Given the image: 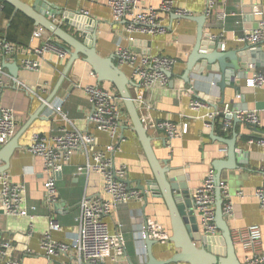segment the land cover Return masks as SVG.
Instances as JSON below:
<instances>
[{
    "label": "crops",
    "instance_id": "crops-1",
    "mask_svg": "<svg viewBox=\"0 0 264 264\" xmlns=\"http://www.w3.org/2000/svg\"><path fill=\"white\" fill-rule=\"evenodd\" d=\"M22 1L29 6L34 4V0ZM45 1L62 13L71 16L69 20L64 16H56L58 21L55 23L79 41L85 40L90 44L91 41L88 42L83 34L90 33L92 35L95 33V49L102 58L114 55L116 49L121 47L139 55H163L175 59L176 64L172 69V85L168 83L167 87L156 86L146 91L145 99L150 107L146 116L155 121H170L176 125L187 123L188 132L180 138L167 140L166 144L163 143V139H165L163 133L151 132L148 135L152 138L153 152L161 166L172 170L170 176H184L190 194L199 188L208 172L213 170V163L226 159L227 147L210 138L211 130L205 129L203 121L200 119L202 115L211 110L218 112L220 119L224 117V108L219 106L221 90L218 83L221 75L218 72L209 73L204 67L199 66L197 71L190 75L189 83H185L181 77L187 57L195 43L196 23L172 20L170 15H161L160 18L167 28L165 35L148 37L134 34L133 42H129L124 25L113 21L106 0ZM160 1L141 0V4L143 7L156 8ZM171 1L177 8L185 10L193 16L205 15L204 35L207 37L216 36L219 39V44H223L226 51L244 48L246 45L241 44L237 39L245 32H250L259 20L264 19V0H214L213 8L209 10V13L206 0ZM255 7L259 8L258 13L253 11ZM83 12H86L88 16H83ZM76 13H79L81 18H76ZM219 13L226 15L223 21L218 20ZM61 17H64L65 21H62ZM16 18H14L16 26L10 30L11 20L6 18L3 13L0 14V38L10 33L16 41L14 45L17 51L7 62L17 64L16 79L24 86L23 88L15 86L13 82H7L1 100L2 106L13 110L17 133L29 120V117L40 111V100L30 96L26 92V88L41 92V98L47 99L69 58L60 60L53 53H45L42 57L35 56L34 51L40 48L46 39H51L54 42L57 40L46 31H43L37 38H33L34 31L40 28L34 27L33 24L26 26L25 19ZM66 20L75 21L77 25L79 23L81 29L69 25ZM258 48L263 54L259 53L255 58L254 62L257 65L244 63L237 71L238 77L235 78V84L240 88V95L227 87L224 91V103H233L235 106L244 103L248 111H258L260 124L255 127L256 129H248L242 123L234 125L232 122L228 133H222L219 129H215L214 132L216 136L225 139H231L235 132L238 136L236 148L247 156L236 163L235 170L223 171L221 174V183L227 186L234 205L233 216L227 219L229 229L232 233L237 229L257 225L261 231L262 247L264 248V210L259 207L254 197L255 190L264 182V148L256 144H249L250 140L264 136V87L256 89L245 87V80L250 74H264V43L253 47V49ZM241 56L243 57V54ZM245 57L248 61L250 60L249 56L245 55ZM24 59L38 61L40 63L39 71L23 70L20 67V62ZM120 69L131 80V70L127 66H121ZM90 70V67L82 59L76 61L50 103L51 106L62 103L63 113L80 130L89 129L87 128V117L90 112L88 99L82 89L87 85L98 84L96 78L89 77ZM200 71L202 73H199ZM75 85H81V88H77ZM100 86L104 90L118 95L115 88L109 83H103ZM192 97L199 98L205 106L197 112L191 111L189 102ZM38 117L18 139L19 149L11 156L7 170L11 182L25 185V207L35 206L37 208L35 218L31 222L26 217H9L0 208V241L2 239L12 240L14 255L21 260V264H47V260L40 250V235L47 229L49 218L54 219L61 226V231L52 233V238L55 241L69 244L77 236V219L81 199L86 196L108 200L103 191V178L99 174L90 173L88 176L76 174V168L83 165L86 160L84 156L74 155L70 164L63 168L61 176L57 179L58 207L45 203L43 185L47 180V175L44 172L43 160L29 154L26 151V146L33 134L44 137L58 134L63 127V122L57 115L51 113L49 108L39 113ZM89 130L97 141V149L103 150L111 143L106 134L92 128ZM120 136L122 141L113 158L117 165L127 167L130 188H136L138 180L142 181L140 185H143L144 180L153 179V174L141 145L131 130L129 117L121 128ZM1 147L0 145V149ZM0 165L2 164L0 163ZM238 192H242L243 197H239ZM148 220L160 224L167 231L169 237L171 236L168 208L162 198H154L150 194L147 196V200H135L117 206L113 213L105 218L110 233H121L125 240L124 256L116 261L107 257L106 264L146 263L145 246L143 241L139 240L138 234ZM29 232H31L30 235ZM214 240L216 243L212 247L216 249V252L223 254V244L218 238H214ZM200 245L201 243H197L198 247ZM235 249L238 261L243 264L242 251L239 248ZM152 253L157 260L162 261L169 259L177 252L170 243H165L154 245Z\"/></svg>",
    "mask_w": 264,
    "mask_h": 264
},
{
    "label": "built area",
    "instance_id": "built-area-1",
    "mask_svg": "<svg viewBox=\"0 0 264 264\" xmlns=\"http://www.w3.org/2000/svg\"><path fill=\"white\" fill-rule=\"evenodd\" d=\"M226 1V0H222ZM207 12L213 8L214 0H206ZM111 11L114 22L124 25L128 41L133 42L132 36L156 37L167 33L161 15L190 16L185 10L179 9L171 0H161L159 6L143 7L141 0H106ZM255 13L259 8L253 9ZM2 4L0 3V14ZM83 16H88L86 12ZM226 15L219 13L218 20L223 21ZM50 20L58 21L56 16ZM62 21L65 18L61 17ZM56 24V23H55ZM57 25V24H56ZM45 31L38 29L34 31L33 38H37ZM210 41L218 42L216 36H210ZM241 44L251 48L264 43V19L257 22L250 31L245 32L237 39ZM17 48L8 42L5 37L0 38V145L3 147L16 134V120L13 110L1 104L2 94L7 82H13L15 86H24L14 80L3 68V63L16 53ZM45 53H53L58 59H67V54L57 42L46 39L43 45L34 51L35 56L42 57ZM119 66H127L131 70L133 86L129 93L137 109L140 121L147 131L163 133L168 141L180 138L187 134L188 124L176 125L170 121H155L146 116L150 107L146 103V91L154 87H167L169 79L164 71H171L176 64L175 59L163 55H139L129 49L118 47L114 53ZM20 67L28 72H37L40 63L35 60L24 59ZM89 77L95 78L90 70ZM81 85H75L81 88ZM245 87L249 89L264 87V74L253 73L245 80ZM90 112L87 117V128H92L107 135L110 144L105 149H97V141L89 129L80 130L67 118L62 111V103L57 106L49 105L51 113L57 115L63 122L60 132L52 137H44L33 134L26 146V151L42 158L44 172L47 175L44 188V201L48 205L57 203L56 183L58 175L62 173L65 166L70 164L74 155L84 156L86 162L76 168L78 176H88L90 173L99 174L103 178V191L108 200L100 197L84 196L79 203L78 230L76 238L69 244L55 241L52 233L60 232L61 226L54 219L48 220L47 229L40 235V250L47 260V264H106L107 257L113 261L121 259L125 254V240L121 233H110L105 218L110 216L117 206L125 205L130 201H141V193L135 188L127 185L128 169L124 165H117L113 155L119 150L121 128L128 120L123 102L119 95L104 90L99 84L83 87ZM26 92L40 100L41 92L26 88ZM204 102L197 97H192L189 109L193 112L203 108ZM241 122L257 127L260 124L259 113L251 110L238 114ZM205 129H219L222 133H228L231 128V120L222 117L216 111L206 112L200 117ZM264 148V136L249 141ZM214 170H210L202 185L190 194L194 212L197 217L201 234L205 237L217 236L219 231L215 225V182ZM222 197V213L224 218L233 216L234 205L226 185H220ZM26 187L23 183H13L7 172L0 175V208L6 216L26 217L31 222L35 218L37 208L35 206L25 207ZM243 197L242 192H238ZM259 207L264 210V182L254 192ZM31 232H29V235ZM232 240L235 248L243 253V264H264V248L262 247V235L257 225H251L243 229L232 231ZM28 235V236H29ZM140 241L146 236L159 244L169 243L167 231L154 221H146L144 228L138 234ZM0 264H21V260L14 255V244L11 239L0 241Z\"/></svg>",
    "mask_w": 264,
    "mask_h": 264
},
{
    "label": "water",
    "instance_id": "water-1",
    "mask_svg": "<svg viewBox=\"0 0 264 264\" xmlns=\"http://www.w3.org/2000/svg\"><path fill=\"white\" fill-rule=\"evenodd\" d=\"M1 1L13 8V16L17 13H21L33 22L34 27L41 28L52 35L69 59L59 77V80L53 88L52 93L43 103H41L40 111L29 117V120L14 135V137L1 147L0 163L2 165H0V175L7 172L11 156L17 149H19L18 139L20 136L35 119L39 118V113L48 108L71 66L76 61L82 59V61L87 64L94 73L99 85L109 83L115 88L129 117L131 130L135 133L149 164L153 179L144 180L143 185H140L142 181L138 180V186L135 189L141 193L143 200H147L149 194L154 198H162L169 211L171 222V236L169 237V243L177 253L169 259L162 261L157 260L153 256L152 247L159 243L150 240L148 236H146L143 240L147 257L145 264H241L236 256V249L233 244L231 230L229 229L227 220L222 213L223 201L220 191L222 172L235 170L237 168L236 163H239L242 158L247 157L240 149L236 148L237 134L233 132L231 139H225L216 136L214 128H212L210 132L211 139L227 147V155L225 160L216 161L212 166L215 172V225L219 231V235L205 237L202 236L198 225L194 206L190 199L186 178L184 176H170L172 170L168 167L161 166L153 152L152 138L143 127L137 109L129 93V88L133 86V82L120 69L118 61L114 55L102 58L97 54L95 49L96 34H83V37L87 38L88 42L91 41L90 44L85 40L82 42L79 41L50 20L51 16H64L66 19L68 18V20L71 16L62 13L59 9L45 0H34V4L31 6L27 5L22 0ZM75 16L76 18H81L79 17V13H76ZM170 17L172 20L191 21L195 22L197 25L195 43L187 57L185 69L181 76L182 80L185 83H189L190 75L195 73L199 66L204 67L209 73L218 72L221 75V79L218 83V87L221 90L219 106L224 108V118L231 120L234 125L242 123L248 127V129H256L246 122H241L237 117L239 113L248 111L244 103L239 106H235L233 103H224V91L228 87L232 89L234 93L240 95V88L235 84V78L236 76L238 77L237 71L244 63L257 65L254 61L259 53L263 54L261 49H253L249 48V46H245L241 50L226 51L223 44L221 45L219 42L210 41L209 37L204 35L203 27L206 20L205 15L175 16L171 14ZM68 20H66V22H68L69 25H74L76 29H81L79 23L77 25L75 21ZM241 53L243 54V57L241 56ZM245 55L249 56V61L246 59ZM3 68L7 69L14 80H17L18 66L16 63L10 64L4 62ZM164 73L169 79V85H172L173 73L171 71H164ZM199 73H202V71ZM166 142L167 139H163V143L166 144ZM59 176H61V174L58 175V178ZM129 184V181H127L128 187H130ZM55 205V207H58L57 203ZM214 238H218L223 244V254L216 252V249L212 247V245L214 246L216 243ZM197 243H201V245L198 247Z\"/></svg>",
    "mask_w": 264,
    "mask_h": 264
},
{
    "label": "trees",
    "instance_id": "trees-1",
    "mask_svg": "<svg viewBox=\"0 0 264 264\" xmlns=\"http://www.w3.org/2000/svg\"><path fill=\"white\" fill-rule=\"evenodd\" d=\"M0 3L2 4V13L4 14V16L6 18L11 20V23H10L11 28H10V30L14 29V27L16 26V19H17L16 17H19V18L22 17L23 19H25V21H27L26 22V26L33 24V22L30 19H28L27 17H25L21 13H17L15 16H13V8L11 6L7 5V4H4L1 0H0ZM14 18H16V19H14ZM26 26H24V27H26ZM5 38H6V40L8 42H10L12 44H16L15 43L16 41L14 40L13 37H11L10 33H7Z\"/></svg>",
    "mask_w": 264,
    "mask_h": 264
},
{
    "label": "rangeland",
    "instance_id": "rangeland-1",
    "mask_svg": "<svg viewBox=\"0 0 264 264\" xmlns=\"http://www.w3.org/2000/svg\"><path fill=\"white\" fill-rule=\"evenodd\" d=\"M151 132H149V134H150Z\"/></svg>",
    "mask_w": 264,
    "mask_h": 264
}]
</instances>
